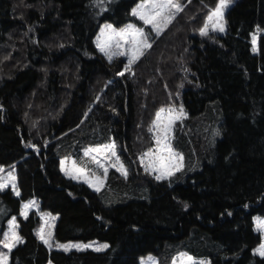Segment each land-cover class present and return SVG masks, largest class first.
I'll return each mask as SVG.
<instances>
[{"label": "trees", "instance_id": "1", "mask_svg": "<svg viewBox=\"0 0 264 264\" xmlns=\"http://www.w3.org/2000/svg\"><path fill=\"white\" fill-rule=\"evenodd\" d=\"M138 1L0 0V166L18 190L0 189V241L12 216L20 238L6 264H140L147 254L166 264L179 252L264 264L252 220L264 216V0H234L222 34L200 31L218 0H179L126 71L94 37L133 20ZM173 105L186 113L171 139L184 164L158 180L141 156L157 112ZM108 142L126 174L111 168L93 190L61 172V158ZM31 198L37 208L21 215ZM39 212L56 216L55 241L107 247L49 249Z\"/></svg>", "mask_w": 264, "mask_h": 264}, {"label": "rangeland", "instance_id": "2", "mask_svg": "<svg viewBox=\"0 0 264 264\" xmlns=\"http://www.w3.org/2000/svg\"><path fill=\"white\" fill-rule=\"evenodd\" d=\"M234 0H231V3L228 4L227 7L222 9V18L219 20V23H221L224 27L223 31H220L218 27H216V18H213L212 21L208 20V17L206 19L205 25H207V30L206 32H214V33H219L222 34L225 31L226 28V19H225V12L227 8L233 3ZM177 3L181 5V2L179 0H176ZM220 0L217 1L215 7L211 10L210 13H212L217 5L219 4ZM141 4H146V7L144 9L145 12H150L151 11V6L150 4H147V0H139L135 6L131 9V14L133 16V20L127 22L126 24H123L122 26H115L112 23L105 22L101 24L98 32L96 33L94 37V42L96 47L101 51L100 45H103L106 41L111 38L110 42V47L106 48L104 51H101L106 57L109 58V56L113 57H123L125 58L127 64L130 59L131 55V43L130 41L133 39L131 32L123 37L115 35L116 33H119L123 30H126L129 25L134 26L136 29H142L144 36L147 37V43L151 44V41L149 39V36L151 34H154L155 36L158 35L156 30L153 28L152 25L150 24H145V22L140 18L139 15H136L133 13L134 9L138 8V5ZM171 12L177 13L175 9H171ZM209 13V15H210ZM165 16L168 15V11L166 10L164 13ZM208 15V16H209ZM175 16V15H174ZM158 21L161 20L160 17L157 18ZM204 25V27H205ZM108 26H111L110 28ZM147 27V28H146ZM203 27V28H204ZM165 28V27H164ZM163 28V29H164ZM137 40H141L142 38L137 36ZM255 41V42H254ZM117 42H119L120 47H117ZM252 43L253 46L256 45V36H252ZM148 49V48H147ZM146 49H143L145 51ZM120 53H124L121 55ZM182 106L180 105H173L170 107H165L162 108L165 111L161 113V127L163 124L167 123L168 118H169V109H174L175 111L172 113L173 115L178 114L180 112V109ZM183 109V108H182ZM160 111V110H159ZM158 111V112H159ZM186 113L183 110V114L181 116V119L185 117ZM157 117H155L153 121V128H152V133H153V138H154V144L153 146L147 150L142 156H141V162L142 165L147 169L150 173L154 174L155 177L157 176H162L163 178H167L171 175H167L166 173L168 171H173V166H179L180 170L183 167V158L181 159V154H179L172 146L171 144V139H172V133H173V128L175 122L179 120H175L172 125L171 129L167 134V140H163V133L160 131V129L157 127L156 122ZM161 137V143L157 144V137ZM107 145H114L113 142H108L105 144L93 146V147H88L83 150L81 160L78 161L72 157H63L60 160V170L61 172L68 178L77 181V182H82L86 185H88L91 189L93 190H100L106 179L105 174V169L107 172L109 169L113 168L120 174H125V166L123 165L120 156L117 152V149L115 148V155L112 154V150L105 148ZM87 149H101L99 152L93 151L90 152L88 155H85V151ZM170 149V151L168 150ZM95 157V160L93 159ZM121 165H123V168L121 169ZM166 165V167L162 166ZM80 170H83L82 172ZM177 171H174L176 173ZM11 174V175H10ZM173 175V174H172ZM14 177V179H13ZM15 174L13 171L10 170H5L0 166V184L6 185V187H11L15 193L18 192L16 188V182H15ZM5 188V187H2ZM0 188V189H2ZM25 204H30V206L25 209L24 205ZM36 201L34 198L29 199L28 201L22 202L21 208H20V214L25 215L29 210L31 209H36ZM39 216L41 218V223L38 227L37 233L39 238L41 239V235L44 236V239H41L43 242L45 240L48 241V243H45L46 246L51 249V248H56L60 249L63 251H68L71 249H83V248H103L101 246L105 245L104 243H99V242H82V241H66V242H57L54 239L53 232H54V221L56 219L55 215L48 214L45 212H39ZM253 224L255 229L260 233L261 235V240L259 244L255 247L254 252L257 255H260L257 252V249L260 248L262 244H264V227H260L259 221H264V216L263 215H254L252 217ZM8 234V236L11 238L13 233L19 237L18 232H17V227H16V217L12 216L8 222H7V228L4 231L3 237L1 241L5 240V234ZM19 241V240H18ZM18 241H11L9 242H14L16 244ZM60 245H79L80 247H68L67 250L64 247H60ZM85 245H89V247H84ZM10 250L8 248H5L3 243H1V250L0 253L6 254V261L3 262V264L7 263L8 260V252ZM262 256V255H260ZM191 257V260H188L187 258ZM140 264H163L160 260L159 257L154 256L152 254H147L143 256L140 259ZM166 264H209L207 260L196 258L186 252H179L175 254L173 257H171Z\"/></svg>", "mask_w": 264, "mask_h": 264}, {"label": "snow or ice", "instance_id": "3", "mask_svg": "<svg viewBox=\"0 0 264 264\" xmlns=\"http://www.w3.org/2000/svg\"><path fill=\"white\" fill-rule=\"evenodd\" d=\"M231 3V0H220L219 4L217 5L216 9L210 13V15L208 16V20L212 21L213 18H216V27H218V29L220 31L224 30V27L221 23H219V20L222 18V9H224L225 7L228 6V4ZM147 4H150L151 6V11L150 12H145L144 9L146 7V4H141L138 5L137 9L133 10V13L136 15H139L140 18L145 22V24H150L153 26V28L156 30V32L159 34L161 31H163L164 27H167V25L169 23H171V20L173 19L175 13L171 12V9H175L176 12H179L182 10V7L179 3L176 2V0H147ZM168 11V15L165 16L164 13L165 11ZM158 17L161 18L160 21H158ZM109 28L111 26H108ZM207 30V25H205L204 28H202L200 31L202 34H205ZM129 31L131 32V35L133 37V39L130 41L132 47H131V55H130V59L128 62V65L126 66L125 70L128 71L130 70V66L131 64L135 63L136 60H138L142 55H144V51L143 49H147L151 47V44L147 43V37L144 36L143 30L142 29H136L134 26L129 25L127 27L126 30H123L119 33H116L115 35L123 37L125 35H127L129 33ZM139 36L142 39L141 40H137L136 37ZM110 42H111V38H109L108 41H106L103 45H100L101 51H104L106 48L110 47ZM255 42V41H254ZM117 47H120L119 42H117ZM121 55H123L124 53H120ZM112 57L109 56V59H111ZM121 75H123V73H121ZM165 110L164 109H160L159 112H157L156 114V124L157 127L160 129V131L164 134L163 135V140H167V134L171 129V125L175 120H179L183 114V109H180V112L178 114L173 115L172 113L175 111L174 109H169V118L167 123L163 124V126L161 127V113H163ZM161 137H157V144L161 143ZM105 148L111 149L112 150V154L115 155V145H107L105 146ZM101 149H87L85 151V155H88L90 152L96 151L99 152ZM170 151V149H168ZM93 159L95 160V157H93ZM182 159V157H181ZM164 167H166V165H162ZM121 169L123 168V165L120 166ZM180 167L179 166H173V171H168L166 174L167 175H172L174 174V171H179ZM81 172L83 170H80ZM107 173V170L105 169V174ZM125 174H126V170H125ZM11 175V174H10ZM162 176H157L156 179H162ZM14 179V177H13ZM2 187H6V185L4 184H0V188ZM18 194V193H17ZM30 206V204H25L24 207L25 209H27ZM260 227H264V221H259L258 222ZM20 238L18 236H16L14 233L12 235V237L10 238L8 236V234H5V240L4 241H0V243H3L5 248H8L9 250H11L12 247L15 246L14 242H9V240L11 241H18ZM41 239H44V236L41 235ZM45 243H48L47 240L44 241ZM60 247H64L66 250L68 247H80L79 245H60ZM84 247H89V245H85ZM101 247H107V245H103ZM97 251L101 250L100 248L96 249ZM257 252L264 256V244H262L260 246L259 249H257ZM188 260H191V257L187 258ZM6 261V254L4 253H0V264H3V262Z\"/></svg>", "mask_w": 264, "mask_h": 264}]
</instances>
